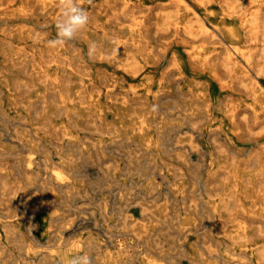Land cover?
I'll use <instances>...</instances> for the list:
<instances>
[{"label": "rangeland", "instance_id": "374dc122", "mask_svg": "<svg viewBox=\"0 0 264 264\" xmlns=\"http://www.w3.org/2000/svg\"><path fill=\"white\" fill-rule=\"evenodd\" d=\"M43 1L52 2L54 11L60 15L58 0ZM130 1L140 5L147 15L143 28L132 36L142 37V44L148 43L153 48L148 56L139 58L135 76L123 68L126 53L131 50V22H89L84 29L86 34L83 30L73 41L51 48L47 41L56 37V20L40 14L41 1H28L26 6L34 13V18L26 22L0 20V192H7L11 187L18 189L14 196L4 197L7 203L0 201V264H69L72 257L83 254L91 257L92 264H222V261L261 264L257 249L264 244V236L255 232L257 215H264L258 210L260 205L264 210V200L255 194L251 185H244V179L255 180L254 166L245 160L258 147L256 142H264V134L243 142L231 131L224 114L215 108L219 101H227V91L220 90L210 74L200 73L201 68L192 64L188 51L205 47L220 55L228 45L253 47L246 35L250 22L227 18L223 0H215L206 7L194 0H184L190 8L185 9L183 3L179 6V30L159 31L156 25L162 22H155L160 15L157 10L171 8L172 0ZM78 2L91 14L96 7L105 5L104 2L118 6L121 0ZM253 6L246 8L247 15L254 10ZM195 15L204 19L209 32H213V28L220 32L209 39L187 38L180 28ZM244 19L249 20V17ZM227 27L234 29L238 38L230 37ZM93 42L98 49L100 47L99 54L91 53ZM15 46L36 56L49 49L59 50L60 59L70 58L74 62L80 56V65L85 68L78 70L84 81V98L80 100L76 96L78 71L69 75L61 65L56 69L53 65L49 70L52 78L61 80L69 76L72 80L69 89L70 98L74 100L63 103L58 97L65 91L60 82L45 85L38 81L34 68L23 70L15 66L21 62L13 53ZM173 59L179 62L178 67L171 66ZM22 82L31 86L30 90L21 86ZM261 83L264 86V80ZM106 87L112 92L111 96L106 95ZM96 88L102 92L95 102L90 101L87 96L90 92L96 95ZM198 90H208V113L197 107L199 103L192 104L182 96ZM242 97L234 93L232 99L243 105ZM145 115L150 125L147 133L152 142H157L156 147L152 144L147 148L146 138L138 132L140 118ZM204 115L206 119L195 128L191 126L192 120ZM88 120H93L100 130H110L112 135L98 136L95 132L94 135L95 126L86 125ZM66 133L74 137L70 140ZM87 138L101 139L97 154L92 151L90 157L79 155V148H87L79 140L87 142ZM212 138L216 139V144ZM217 145L223 146L225 151L220 152ZM230 155L237 158L236 164H229ZM61 156L71 157L72 163L63 162ZM29 158L33 163L26 170ZM249 165L253 167L246 169ZM69 166L72 171L70 179L66 180L70 185L66 191L65 183L57 181L51 172L67 170ZM224 166L228 169L223 170ZM225 172L229 175L236 172L237 179L226 178ZM235 183L237 186L233 189ZM215 190L234 192L228 210L219 199V191ZM39 198L42 203L37 201ZM141 204L145 210L139 208ZM241 221L247 223L244 231L251 237L248 242L237 241L235 226ZM5 224L14 226L13 234L6 233L2 228ZM155 237L161 242L165 256L148 248L151 240L144 241ZM187 253L194 259L188 258Z\"/></svg>", "mask_w": 264, "mask_h": 264}, {"label": "bare ground", "instance_id": "6f19581e", "mask_svg": "<svg viewBox=\"0 0 264 264\" xmlns=\"http://www.w3.org/2000/svg\"><path fill=\"white\" fill-rule=\"evenodd\" d=\"M31 0H0V20H3L5 22H13L16 20H21L23 22H26L30 20L31 17L34 16V13L28 9L26 6L29 4ZM41 1V6L39 8L40 14L42 16H48L51 17L52 19L57 20L59 17V14L54 11L52 2L48 3L43 0H37ZM56 1V0H55ZM80 1V0H79ZM198 2L199 5L206 7L208 4L212 3L215 0H194ZM222 1V0H221ZM48 3V4H47ZM105 5L96 7L94 9V12L89 14L90 16V22H131V25L129 27L130 29V45H131V50L127 51L126 57L124 61V71L127 73L135 76L137 74V69L139 66V58L141 56H148L149 52L153 49L149 46V44H142V37H139L138 39L134 38L132 36L133 32L139 33L140 30L143 28V22H146L147 20V15L145 12L142 11L140 5L135 4L131 2L130 0H121L120 4L118 6H113V4L106 3L104 2ZM113 3V2H112ZM119 3V2H118ZM117 3V4H118ZM137 3V2H136ZM185 4L184 7L185 9L190 8L188 4L185 3L184 0H172V7L171 8H165V9H158L157 6V11L160 12V15L158 16V21L155 22H162L161 24L156 25V29L159 31H168L170 29H174L175 32L179 30L180 26V8L179 6L181 4ZM140 4V3H139ZM222 4L224 6V11H225V16L230 19H240L242 18L244 22H250L249 28L246 31V35L248 36V42L253 44V47H248V48H242L237 46V45H231L225 47L223 53L220 55L213 53L214 50H205V47H199L196 49L194 52L189 53L191 54L190 59L192 61L193 65H198L201 70L200 73H207L210 74L213 80H215L218 84V87L220 90H225L227 91V101H219L218 105H216V109L218 111H221L224 114V117L228 120V122L231 125V131L236 134V136L240 140H245L249 141L256 138V135H261L264 134V86L262 85V81L264 80V0H223ZM255 4V5H254ZM115 5V4H114ZM143 5V4H142ZM162 5V4H161ZM249 5H254V10L249 13V15L246 14V8ZM163 6V5H162ZM193 6V5H192ZM145 7V6H144ZM197 7V6H196ZM214 7V6H213ZM252 7V8H253ZM150 8V7H147ZM153 9V8H152ZM156 9V8H155ZM150 11V10H149ZM154 11V9H153ZM148 12V11H147ZM155 13V12H154ZM152 14V13H151ZM156 15V14H155ZM153 16V15H152ZM151 16V17H152ZM156 16V17H157ZM47 17V18H48ZM155 17V18H156ZM249 17V20H245L244 18ZM34 18V17H33ZM50 18V19H51ZM32 19V18H31ZM38 19V18H37ZM157 19V18H156ZM241 19V20H242ZM12 20V21H10ZM47 20V19H46ZM54 21V20H53ZM204 19L198 15H195L194 18H191L187 21H184L182 27L180 30L185 34V36L189 39H196V38H203V39H209L212 37L213 34L219 33L217 29L213 28V32H209V28L206 27V25L203 23ZM45 22V21H44ZM152 22V20H151ZM154 22V21H153ZM232 22V21H231ZM28 23V22H27ZM124 24V23H123ZM130 24V23H129ZM151 24V23H150ZM149 24V25H150ZM95 27H97L96 24L93 23ZM91 25V26H93ZM122 25V24H121ZM126 25V24H124ZM128 25V24H127ZM151 26V25H150ZM153 26V25H152ZM116 27V26H115ZM118 27V26H117ZM154 27V26H153ZM152 27V28H153ZM234 27V26H233ZM91 28V27H90ZM155 28V27H154ZM228 28V27H227ZM93 29V28H92ZM104 29V27H103ZM102 29V30H103ZM95 30V29H94ZM85 31V30H84ZM105 32V29L103 30ZM151 31V30H150ZM29 32V30H28ZM95 32V31H94ZM101 32V31H100ZM97 33V31H96ZM106 33V32H105ZM151 33V32H150ZM148 32V34H150ZM217 33V34H218ZM18 34L20 35L21 32L18 31ZM28 34V33H27ZM86 34V31H85ZM103 34V33H102ZM101 34V35H102ZM121 34V33H120ZM227 34L236 39L238 38V34L235 33L234 29L231 27L228 28ZM30 35V34H29ZM106 35V34H105ZM118 35V34H117ZM154 35V34H153ZM153 35H148V36H153ZM28 35H26L27 38ZM31 36V35H30ZM82 36V35H81ZM104 36V35H103ZM102 36V37H103ZM107 36V35H106ZM111 36V35H110ZM139 36V35H138ZM156 36V35H155ZM226 36V35H225ZM113 37V36H112ZM220 37V36H219ZM29 38V37H28ZM31 38V37H30ZM80 38V37H79ZM115 38V37H114ZM127 38V37H126ZM36 39V38H35ZM82 39V38H80ZM85 39V38H84ZM117 39V38H116ZM118 40V39H117ZM221 40V39H220ZM99 41V40H98ZM124 41V40H123ZM223 41V40H222ZM88 42V41H87ZM146 42V41H145ZM151 42V41H150ZM90 43V42H89ZM90 47V51L93 55H96L97 53L99 54L100 47L98 49V46ZM224 43V42H223ZM228 43V42H227ZM88 44V43H87ZM98 44V43H97ZM142 44V46L140 45ZM151 44V43H150ZM186 44V43H185ZM240 44V43H239ZM255 44H258L257 48H255ZM118 45V44H117ZM224 45V44H223ZM144 48V49H143ZM157 49H161V46H157ZM127 49V48H126ZM45 50V49H44ZM204 51V52H203ZM59 50H48L42 54H38L37 56L34 53L26 51L24 48L15 46L13 49L14 55L17 56L16 60H20L21 62H17L15 66H20L22 67L23 70H27L28 67L34 68L36 73H37V78L38 81L41 83H46V82H52V83H61L64 87V92L60 93L58 95L59 99L64 103L67 100H74L71 99L70 97V85L72 84L71 78L65 77L59 80L58 78H52V75L50 74L51 71H49L53 65L56 68H58L59 65L62 66L63 69L68 71V74L71 75L75 72H77L80 69H85L84 67L80 65L82 63V58L80 56H77V61L74 62L70 58L68 59H60V53H58ZM203 52V53H202ZM124 53V52H123ZM82 54V53H81ZM87 54V53H86ZM109 54V53H108ZM151 54V53H150ZM124 55V54H123ZM112 57V56H111ZM63 58V57H62ZM120 62V61H119ZM116 64V63H115ZM114 64V65H115ZM157 65V64H156ZM171 66L173 67H178L179 62L177 60H172L171 61ZM79 74V86L76 90V96L78 99H83L85 95V89H84V81L82 79L81 73L78 71ZM114 75V74H113ZM144 76V75H143ZM124 77V76H123ZM163 77V76H162ZM193 77V76H192ZM118 79L120 77H117ZM21 80V79H20ZM19 80V82H20ZM29 83V82H28ZM92 83V82H91ZM128 83V82H127ZM20 83H18L19 85ZM107 84V83H106ZM30 85V84H29ZM46 85V84H45ZM50 85V84H49ZM197 85H202L201 83L197 82ZM205 85V83H204ZM24 86L27 90H30L28 84L25 82H22V85ZM58 86V85H57ZM207 86V85H206ZM152 87V86H151ZM90 88V87H89ZM106 95L111 96L112 92L109 91V87H106ZM180 88V87H179ZM32 89V88H31ZM46 89V88H45ZM96 92V95L90 92L87 96V98L90 101L95 102V98L98 97V95L101 94L102 90L99 88L94 89ZM104 90V89H103ZM190 90V89H189ZM60 91V90H59ZM61 92V91H60ZM234 93L239 94L240 97L244 95L246 98L244 99L243 97V105H239L238 101H234L232 99ZM50 94V93H49ZM168 94V93H167ZM208 90H198L196 92L193 91H188L186 94H182V96L186 97L187 99L192 101V104H198L197 107H201L206 111V113L209 112V101L208 99ZM52 95V94H51ZM103 95V94H102ZM54 97V95H52ZM104 96V95H103ZM237 96V95H236ZM206 97V99L204 98ZM235 97V96H234ZM114 98V97H113ZM169 98V97H168ZM214 98V97H213ZM57 99V98H56ZM55 99V100H56ZM151 99V98H150ZM166 99V98H165ZM170 99V98H169ZM167 99V100H169ZM178 99V98H177ZM162 100V99H160ZM164 100V99H163ZM173 103H174V99ZM239 100V98H238ZM153 101V100H152ZM242 101V100H241ZM240 101V102H241ZM58 102V101H57ZM138 102V101H137ZM150 102V101H149ZM214 103V102H213ZM97 105V104H96ZM133 105V104H132ZM135 105V104H134ZM137 105V104H136ZM68 106V105H67ZM145 106V105H144ZM152 106V105H151ZM98 107V106H97ZM101 107V106H100ZM148 107V106H147ZM157 107H160L157 106ZM175 107V106H174ZM87 108V107H85ZM93 108V107H92ZM129 108V107H128ZM153 108V106H152ZM180 108V107H179ZM189 108V107H188ZM122 109V108H121ZM131 109V108H130ZM172 109V108H171ZM170 109V110H171ZM190 109V108H189ZM72 110V109H71ZM75 110V109H74ZM188 110V109H187ZM190 113H192V110H188ZM93 112V111H92ZM130 112V111H129ZM137 112V109H136ZM123 113V112H122ZM160 113V111H159ZM79 114V113H78ZM166 114V113H165ZM176 114V113H175ZM155 115V114H154ZM162 115V114H161ZM160 115V116H161ZM72 116V115H71ZM121 116V115H120ZM151 116V115H149ZM153 116V115H152ZM89 118V117H88ZM161 118V117H160ZM206 115L200 117L199 119L192 120L190 122L192 127H196L197 124L202 120L206 119ZM122 120V119H121ZM161 121V120H160ZM194 121V122H193ZM225 122V121H224ZM73 123V121L71 122ZM157 123L160 124V122L157 121ZM220 123V122H219ZM77 126V123H73ZM86 125L91 124L95 126L93 128V133L95 132L96 135L98 136H111L112 132L110 130H100L99 128L96 127V124L94 123L93 120H88ZM135 125V124H134ZM101 126V125H100ZM149 122H148V116H144L140 118V123H139V128L138 132L143 135V137L146 138V146L147 148L150 147L152 144L155 145L156 143L152 142L151 136L149 133H147V129L149 127ZM91 127V126H90ZM102 127V126H101ZM134 129V128H133ZM255 129H258V132L254 131ZM63 130V129H62ZM29 132V131H28ZM66 132V131H65ZM14 133V132H13ZM94 133V135H95ZM134 133V132H133ZM67 134V133H66ZM135 134V133H134ZM157 135V134H156ZM68 139H72L74 136L72 135H66ZM120 136V135H119ZM158 137V136H157ZM263 137V136H262ZM64 138V137H63ZM86 138V137H85ZM159 138V137H158ZM88 141L85 142L83 139H80L79 142L81 144L85 143L87 148L83 147L79 148V155L84 156H91V152L94 151L97 154L98 151V146L101 144V139L99 140H91L87 138ZM259 139V138H258ZM256 140V139H255ZM112 141V140H111ZM115 141V140H114ZM243 141V142H245ZM161 142V141H160ZM212 142L214 144L217 143L215 138H212ZM68 143L75 144L73 142L68 141ZM112 143V142H110ZM113 144V143H112ZM137 144V143H136ZM135 144V145H136ZM161 144V143H160ZM163 144V143H162ZM258 147L254 151V153L246 159L247 164H253V166L245 167L246 169H254L255 172V180L252 182L250 178H245L244 179V185H251L255 194L262 198L264 200V142L262 143H255ZM84 145V144H83ZM89 146V147H88ZM134 147V146H132ZM221 150L220 152H224L225 149L221 145H217ZM75 148V147H73ZM78 148V147H77ZM91 150V151H90ZM62 151V149H61ZM60 151V152H61ZM86 151V152H84ZM132 154V153H131ZM224 155V154H223ZM32 157V156H31ZM131 158V155L129 156ZM222 157V156H221ZM62 161L70 165L72 163V158L68 157H62ZM128 158V157H127ZM130 158L127 159V161L130 162ZM135 160V159H134ZM137 160V158H136ZM160 160V159H159ZM191 160V159H190ZM26 166L25 169L29 170L31 168V165L33 163V160L29 158L26 160ZM145 161V160H144ZM163 161V160H162ZM229 164L234 165L236 164L237 158L233 155H230L229 158L227 159ZM128 162V163H129ZM133 162V160H132ZM142 163V162H141ZM144 163V162H143ZM146 163V162H145ZM112 164V163H111ZM240 164V163H239ZM113 165V164H112ZM117 165V164H116ZM131 165V164H130ZM137 165V163H136ZM138 166V165H137ZM170 166V164H169ZM173 166V165H172ZM171 166V167H172ZM223 166V165H222ZM114 167V166H113ZM116 168V167H114ZM135 168V166H134ZM137 168V167H136ZM159 168V167H158ZM223 170H227L228 167L224 166L222 167ZM2 169V168H1ZM140 170V168L138 167ZM151 169V168H150ZM149 169V170H150ZM154 169V168H153ZM152 169V170H153ZM137 172V169H135ZM151 170V171H152ZM243 170V169H242ZM65 171V172H64ZM67 171V172H66ZM71 171L72 167L69 166V168L66 170V168H62L60 170H53L51 174L54 176V178L57 181L64 182L66 186L63 188L68 191L70 185L66 180L70 179L71 176ZM141 171V170H140ZM139 171V173H140ZM150 171V172H151ZM173 171V170H172ZM248 171V170H247ZM138 173V172H137ZM138 173V175H140ZM153 174V173H152ZM231 175H229V172H225V177H231L232 179H237L236 172H230ZM114 175V174H113ZM137 175V176H138ZM148 175V174H147ZM145 176L144 178H146ZM152 177V176H150ZM147 177V178H150ZM155 179V178H154ZM165 179V177H164ZM152 180V179H150ZM149 181V180H147ZM155 181V180H154ZM198 181V180H197ZM112 182V181H111ZM113 183V182H112ZM149 183V182H148ZM4 183V187H7ZM147 184V183H146ZM233 189L236 188L237 183L233 185ZM130 188V187H129ZM171 188V187H170ZM178 188V187H177ZM175 188L174 185V189ZM220 188V187H219ZM159 190V189H158ZM178 190V189H177ZM54 190H52L53 192ZM126 191V190H125ZM219 191L217 192L219 195L220 201L223 203V207L228 210L229 202L231 199H233L234 192L232 191H227L225 192L223 190H215ZM221 191V192H220ZM18 192V189L15 187H11L10 189L4 192H0V201L6 202L8 200H4V197H11L14 196ZM122 192V191H121ZM128 192V191H127ZM159 192V191H158ZM238 193V192H237ZM181 194V193H180ZM216 194V193H215ZM125 195V194H124ZM210 195V194H209ZM248 195V194H247ZM241 196V195H240ZM69 197V196H68ZM124 197V196H123ZM155 197V195H154ZM177 197V196H176ZM125 198V197H124ZM122 198V200H124ZM178 198V197H177ZM178 200V199H177ZM180 200V199H179ZM209 200V199H207ZM39 203H42V199L39 198L37 199ZM129 201V200H128ZM136 201V200H135ZM134 201V202H135ZM105 202V201H104ZM132 202V201H131ZM153 202V201H152ZM220 202V203H221ZM127 203V202H126ZM140 203V202H139ZM193 203V202H192ZM191 203V204H192ZM206 203V202H205ZM121 204V203H120ZM123 204V203H122ZM189 204V203H188ZM190 204V207H191ZM202 204V203H201ZM130 205V204H129ZM133 205V204H132ZM131 205V206H132ZM144 204H141L139 208L141 207L142 210H145V207L143 206ZM216 205V204H215ZM112 206V205H111ZM138 206V205H137ZM163 206V205H162ZM193 206V204H192ZM244 206V205H243ZM12 206H9L11 208ZM123 207V205H122ZM133 207V206H132ZM131 207V208H132ZM153 207V206H152ZM182 207V206H181ZM195 207V206H194ZM200 207V206H199ZM203 207V206H202ZM200 207V208H202ZM212 207V206H211ZM253 207H257V204L253 205ZM130 208V207H129ZM130 208V209H131ZM154 208V207H153ZM123 209V208H122ZM164 209V208H163ZM162 209V210H163ZM105 210V206H104ZM121 210V209H119ZM165 210V209H164ZM212 210H216L215 207H212ZM259 212H264L263 207L260 205L258 208ZM141 211V210H140ZM202 211V210H201ZM215 212V211H214ZM202 213V212H200ZM158 214V212H157ZM203 214V213H202ZM243 214V213H242ZM251 214V213H250ZM124 215V214H123ZM122 215V216H123ZM164 215V214H163ZM204 215V214H203ZM245 215V214H243ZM191 216V215H190ZM125 217V216H123ZM257 228H256V234L258 236H264V215L259 214L257 215ZM207 220V219H206ZM166 221V220H165ZM174 221V219H173ZM210 221V220H209ZM200 222V221H198ZM173 224V223H172ZM200 224V223H199ZM246 222L241 221L235 226V232L237 233V241L239 242H248L251 237H249L244 229H246ZM215 225V224H214ZM218 225V224H217ZM226 225V224H225ZM176 226V225H174ZM223 227V226H222ZM2 228H5L6 233L13 234L14 232V226L11 224H5L3 225ZM145 230L144 232H147L146 227H144ZM158 228V227H157ZM182 228V226L180 227ZM191 228V227H190ZM200 228V226H199ZM228 228V227H227ZM186 229V227H184ZM154 230V229H153ZM190 231V230H189ZM219 231V230H218ZM153 232V231H152ZM188 232V231H187ZM208 233V232H206ZM4 234V233H3ZM196 234V232H195ZM232 234V233H231ZM187 235V234H186ZM189 235V234H188ZM6 237V235H4ZM179 237V236H178ZM186 237V236H185ZM207 237V236H206ZM152 238V237H151ZM259 238V237H258ZM1 239V238H0ZM179 239V238H178ZM208 239V238H206ZM151 240L152 244L151 246H148V248L153 249L154 251H157L158 255L165 256L164 250L162 249L163 246L161 242L158 240L157 237L155 239H150L147 238L144 241L148 243V241ZM177 240V239H176ZM180 240V239H179ZM209 240V239H208ZM206 241V240H205ZM133 242V241H132ZM178 242V241H177ZM176 242V243H177ZM194 242V241H193ZM181 243V242H180ZM184 243V242H183ZM3 244V243H2ZM6 244V243H5ZM166 244V243H165ZM203 244V242H202ZM231 244V243H230ZM1 245V244H0ZM167 245V244H166ZM181 245V244H179ZM2 246V245H1ZM179 247V246H178ZM185 247V246H184ZM212 245L210 246L211 250ZM3 248V247H2ZM139 248V247H138ZM181 248V247H179ZM183 248V247H182ZM236 248V247H235ZM239 249V248H238ZM3 250V249H2ZM214 251V250H212ZM237 251V250H236ZM5 252V250H4ZM27 253V252H26ZM131 253V252H130ZM180 251L178 252V254ZM202 253V252H201ZM5 254V253H4ZM167 254V253H166ZM188 254V253H187ZM205 254V253H204ZM209 254V253H208ZM249 254V253H248ZM29 255V254H28ZM171 255V254H170ZM227 255V254H226ZM257 255L258 259L260 260L261 264H264V244L258 247L257 249ZM172 256V255H171ZM170 256V257H171ZM174 256V255H173ZM184 256V255H183ZM186 256V255H185ZM169 257V256H167ZM182 257V256H181ZM150 258V256L148 257ZM153 258V257H152ZM188 258L194 259V257L191 254H188ZM219 258V257H218ZM171 259V258H170ZM173 259V258H172ZM236 259V258H235ZM253 260V259H252ZM5 261V260H4ZM149 261V260H148ZM147 261V262H148ZM152 261V259H151ZM193 262V261H192ZM209 262V261H208ZM236 262V261H235ZM2 263V261H1ZM211 263V262H210ZM209 263V264H210ZM254 263V262H253ZM3 264V263H2ZM6 264V263H4ZM29 264V263H28ZM190 264V263H189ZM193 264V263H192ZM222 264H229L225 261H222ZM235 264V263H234Z\"/></svg>", "mask_w": 264, "mask_h": 264}, {"label": "clouds", "instance_id": "9594fccd", "mask_svg": "<svg viewBox=\"0 0 264 264\" xmlns=\"http://www.w3.org/2000/svg\"><path fill=\"white\" fill-rule=\"evenodd\" d=\"M57 7L60 15L55 22L56 37L47 41L51 48L73 41L90 22L89 13L78 0H58ZM69 264H92V259L88 254L76 255Z\"/></svg>", "mask_w": 264, "mask_h": 264}]
</instances>
